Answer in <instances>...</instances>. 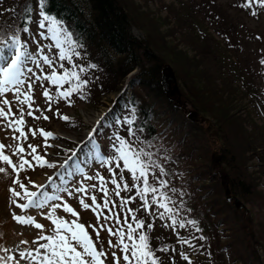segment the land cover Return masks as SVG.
Wrapping results in <instances>:
<instances>
[{
    "label": "rangeland",
    "instance_id": "374dc122",
    "mask_svg": "<svg viewBox=\"0 0 264 264\" xmlns=\"http://www.w3.org/2000/svg\"><path fill=\"white\" fill-rule=\"evenodd\" d=\"M131 1L135 4H139L145 10L149 11V18L155 21L156 25L161 32V35L165 36L163 42L167 46L180 44L178 40H173L168 35V27L164 22H169L171 19L167 18L165 11L161 9V6L168 5L170 3L177 5L179 2L183 4H191L194 0H126ZM242 2L248 3V0H242ZM14 3L15 0H0V20L9 19V16L14 15ZM237 3L236 0H216L215 7L219 8L225 20H228L236 28V33L239 39L240 37L244 43V50L242 52V60L247 65V71L249 73V87L251 88L252 97L246 96L241 97L242 93L236 89V96L234 97L232 107L229 108L231 112L235 113L236 116L240 115L243 120L241 126L245 131V134L249 133L250 144L249 147L244 146L245 151L255 149L254 152H249L244 155L240 163H243L248 175L255 178V195L256 198H240V196L231 195V193L224 198V190L227 189L226 183L228 178L231 177V169L227 160L229 156L223 158L221 150L224 144L222 143L221 134L215 127L216 120L212 116H217V111H212V115L200 110V106L197 100L194 102V98H191L192 103H187L184 99V95L187 89L183 87L181 81L176 77L178 92L180 94V105L176 104V107H172L171 103L168 104L155 100L152 97L146 96L145 92L140 89H128L126 86V79L120 85V91L111 93L107 96L94 95L89 101H79L78 99H72L71 105L66 101L61 100L58 104H53V110L51 112L45 111L44 115H47L48 120L43 118L35 120L32 117H27L26 120L28 125L34 129L43 128L45 131L53 132L59 139L49 140V143L59 145V147H53L47 149V159L50 162L56 163L57 168L47 167H35V161L33 165L35 170L29 169L27 172L21 173V176H26L28 179L34 181L36 184H47L48 177L53 176L56 178V182L59 183V178L56 177V173L61 171L59 164L63 162L65 158V149H73L80 155L81 148L84 143H87L88 134L93 128L97 131L94 134L95 142L99 146L101 154L111 157L114 154L112 147V137L118 133L121 136L127 135V126L124 125L123 120L125 117L131 115L130 108L128 106V95L131 92L135 94L136 99L151 106L153 115H149L151 126L155 129V133L147 136L144 132L138 133L141 141H149L151 147L147 143H140L139 147L144 148L146 151L154 153L153 159L157 163H161L168 175L164 177L169 181L170 187L177 189V195L173 198L179 205V215L185 220L196 219L198 221V227L202 229V232H197L196 228L188 225L185 229H179L178 233L184 237H200L201 235L206 237L204 240L193 239L192 243L196 245L195 248L183 246L177 242L178 234L171 228L165 227L164 225L168 221H161L155 218H149L148 222L154 224V228L150 235L152 242L155 246L161 244H168L170 247L177 249L176 253L169 252L167 254H160L164 261V264H171L174 259L176 264H188L179 256V251L183 250L189 254L192 264H259L258 261L253 260L250 249H245L246 240L243 239L241 232L242 221L247 217L241 213H237L240 209L249 211L252 215L253 223L256 224L258 221L263 222L264 228V7L258 2L249 8V15H244L239 10L232 9L229 4ZM81 8L84 13L87 14L88 7L84 2H80ZM244 5V4H243ZM241 5L240 8L243 6ZM259 5V6H258ZM224 11V12H221ZM256 12L257 15H252ZM33 20L38 18V8L33 6L31 13ZM197 18L202 19L200 13H197ZM162 19L166 21H162ZM150 23V22H149ZM170 22L169 24H172ZM139 25V23H137ZM201 24L207 28L205 22ZM29 50L35 52L38 47H44L52 43L49 39L42 38L40 36L41 31L38 23H31L29 25ZM216 28V27H215ZM212 29V28H211ZM209 27L205 29L209 35L214 37V32ZM136 26H131L130 34L133 38L142 41L145 39V33ZM197 34V32H196ZM47 35V33H46ZM175 38H179V33L174 35ZM189 40L194 39L189 35ZM157 50H161V44L153 40ZM177 49L185 51L187 55L191 52L184 45H177ZM45 54L48 51L47 47L44 48ZM58 51V50H57ZM158 55L163 59L166 65L168 64L167 54L165 52H157ZM76 63L87 64L86 58H77ZM163 63V64H164ZM208 69L215 74V68L211 67V61L207 62ZM164 64V65H165ZM67 65V63H65ZM171 67V65H169ZM34 67V66H33ZM46 67V66H45ZM164 67V66H163ZM172 68V67H171ZM162 69V68H161ZM45 87H51L47 82H44ZM54 90V89H53ZM192 96L198 95L200 92L190 91ZM229 93V92H228ZM230 94H232L230 92ZM131 96V95H130ZM8 98L12 100L11 94ZM35 106H39L41 109L47 107L46 98L42 95V89L39 87V82L34 91ZM77 100V101H76ZM76 101V102H75ZM185 105V109L188 112L197 113V122H189L178 107ZM16 105L14 111L16 110ZM59 108L60 114H56V109ZM174 108V109H173ZM198 108V109H197ZM228 109V110H229ZM201 112H200V111ZM117 115H114V114ZM149 114V112H148ZM35 115L39 116L37 112ZM68 116L69 120L65 121L62 116ZM109 116L114 117L109 122ZM104 118L100 125H97V121ZM138 124V119L136 121ZM27 131V129H25ZM18 135V134H17ZM11 130H0V142L5 144L13 143L11 140ZM28 142L34 145H43L44 138L37 133V136L33 138L29 135ZM83 142V143H82ZM27 145L25 144V147ZM91 146L89 145V148ZM85 152L89 149L85 148ZM45 150L41 147L38 148V152L43 154ZM240 151V150H237ZM238 153V152H237ZM242 153V151H240ZM70 154V153H68ZM15 160L16 158L13 157ZM31 160V157H28ZM81 159L85 162L81 164L84 168V176L76 175L69 179V187L74 188L81 183L93 184L98 183L96 180H86L85 176H95L97 172L106 178L110 176L107 170V166H101L95 160H91L89 163L85 160V157L81 156ZM90 159V158H89ZM239 162V160H238ZM119 172V169H116ZM14 175L9 169L8 174H0V243L7 247L13 248L21 239L32 241L40 230L35 229L31 226L20 225L12 219V213H21L20 209L16 208L15 205L10 204V193L8 189L15 187L12 185V179ZM126 179H130L126 175ZM27 184V180H23ZM109 189L113 188L114 185H108ZM35 190V189H32ZM51 191V189H49ZM182 194V195H181ZM217 197L216 202L213 203V209L216 210L215 218L214 214L209 212V199ZM78 213L80 222L87 225H97L96 214L91 210H83L78 202V197L83 194H77V196L69 197L67 193L61 194ZM98 202H102L100 197L103 195L100 192L96 193ZM129 195L121 192V196ZM213 197V198H214ZM258 197V199H257ZM86 202L91 203L87 198ZM115 199V197H114ZM23 203V201H19ZM57 203V202H54ZM198 204L203 205V211L198 216L196 208ZM140 202L130 204V207H139ZM227 205V206H225ZM218 207V208H217ZM119 210V209H117ZM260 210V211H257ZM219 211L221 212L219 214ZM27 214L37 215L35 210H29ZM58 214L65 217L66 219H73L70 214L64 213L62 210H58ZM105 214H107L105 210ZM144 215L143 212L139 213ZM219 215V216H217ZM121 220H123V213H121ZM37 222L45 225L47 230L51 227L50 221L43 218V216L37 215ZM103 222V221H101ZM93 239H95V233L91 228L88 229ZM264 235V233H263ZM100 239L104 244V248L108 249V240L112 239L115 243V238L110 237L106 230L101 231ZM202 245V247H201ZM21 248L25 245H20ZM99 247V245H97ZM262 247V246H261ZM257 248L261 264H264V248ZM118 252V250H117ZM119 254V252H118ZM109 259H111V252L109 251Z\"/></svg>",
    "mask_w": 264,
    "mask_h": 264
},
{
    "label": "snow or ice",
    "instance_id": "6c2138e0",
    "mask_svg": "<svg viewBox=\"0 0 264 264\" xmlns=\"http://www.w3.org/2000/svg\"><path fill=\"white\" fill-rule=\"evenodd\" d=\"M49 2L50 0H36L38 18L35 21L31 15L33 7L26 3L15 24L0 23V130L10 129L13 141L10 144L0 142V174H8L9 169L14 174L12 185L15 187L8 189L10 204L25 213L13 212L12 219L20 225L40 230L35 239H21L13 248L0 243V264H164L160 254L176 253L177 249L166 243L159 246L153 244L150 233L154 224L148 222L149 218L168 221L164 226L177 232V242L181 247L195 248L192 240H204L206 237L179 235L178 230L185 229L188 225L195 227L197 232H202V229L198 227L196 219L185 220L179 215V205L173 198L177 195V189L171 188L169 181L164 179L168 175L164 166L153 159L154 153L139 147L140 143H147L151 147V143L140 140L138 133L143 132L141 127H133L137 121L135 107L130 108L131 115L123 120L127 126V135L116 133L110 137L114 149L111 157L101 154L94 136L97 129L93 128L88 134L87 143L81 148L80 155L73 149L64 150L65 158L59 164L61 171L56 173L59 183L53 176L48 177L47 184H36L26 176H21V173L29 169L35 170V167L57 168V164L46 157L47 149L59 147L49 143V140L59 137L43 128H32L28 125L26 116L35 120H48L49 117L44 112H51L53 104L64 100L71 105L74 95L87 99L90 95V84L93 82L88 73L99 67L90 61L87 64L75 62L76 58L86 57L85 45L80 38H73V32L65 26L62 18L58 19L50 14ZM253 2L254 0H248L243 6L250 7ZM255 2L264 7V0ZM252 15L257 13L253 12ZM31 23H38L39 29L45 30L39 33L40 36L52 42L38 47L35 52L29 50L28 43L22 41L20 35L22 32H30ZM45 47L48 54H45ZM53 47L58 50L55 54H52ZM65 63L70 67H66ZM38 82L42 95L46 98L45 109L34 107V91ZM44 82L51 87H45ZM66 84L69 87L65 88ZM9 94L12 100L8 98ZM16 105L18 107L14 111ZM37 112L40 113L39 116L35 115ZM56 114H60L59 108L56 109ZM62 119L68 121L69 117L65 115ZM103 119L102 117L97 121V125ZM38 132L44 138L43 145L28 142L29 135L35 138ZM41 147L45 150L43 154L38 152ZM85 148L89 150L85 152ZM81 156L89 163L95 160L101 166H107L110 176L106 178L97 172L95 176L84 178L96 180L98 183H81L70 188L68 178L84 176L81 164L85 161ZM126 175L130 179H126ZM23 180H27V184ZM108 185L114 187L109 189ZM97 192L103 194L100 197L102 202H98ZM121 192L129 195L121 196ZM62 193H67L69 197L83 194L78 197V202L83 210L91 209L96 214L98 226H86L80 222L79 213L64 200ZM85 198L91 203L86 202ZM137 200L140 202L139 207L129 206ZM29 210H35L38 216L49 220L51 227L46 230L45 225L37 222V215L27 214ZM58 210L70 214L73 219L59 215ZM141 212L144 215H140ZM89 228L95 233V239L88 231ZM104 230L110 237L115 238V243L112 239L108 240V249L104 248L100 239L101 231ZM20 245L25 247L21 248ZM179 256L192 264L187 252L181 250ZM171 264H176V261L173 259Z\"/></svg>",
    "mask_w": 264,
    "mask_h": 264
},
{
    "label": "trees",
    "instance_id": "16d2710c",
    "mask_svg": "<svg viewBox=\"0 0 264 264\" xmlns=\"http://www.w3.org/2000/svg\"><path fill=\"white\" fill-rule=\"evenodd\" d=\"M236 1L237 3L229 4L230 7L236 11L239 10L246 17L250 16L249 8L254 3L250 7L242 6L240 8L246 3L242 0ZM80 2L87 5L89 10L87 14L81 8ZM26 3L37 7L36 0H15L14 15L11 14L9 19L0 20V23L15 24L20 19L21 9ZM215 3L216 0H194L191 4L179 2L177 5L170 3L161 6L167 18L171 19L167 23L164 22L166 26L171 25L167 28L168 35L173 40H178L181 45L187 46L191 52L190 55L177 49V45L180 44L167 46L163 42L165 36L161 35L156 22L149 18V11L131 1L50 0L48 11L58 19L64 20L65 26H68L69 31L73 32L74 39L82 40L87 53L84 58L87 59V62L90 61L99 66L98 69L90 70L88 73L93 81L90 84L89 99H92L94 95L99 97L119 92L120 85L126 79L128 89H140L145 92L147 97L168 104L169 101L164 97L159 86L160 70L166 64L157 53L165 52L168 64L171 65L185 90L187 89L184 95L186 102L192 103L191 98H194V102L197 100L201 111L203 110L209 115H212V111L218 112L217 116H212V118L216 120L215 127L221 134L220 139L224 144L221 154L223 158L229 156L226 162L233 169L225 188L231 195L252 200L256 198L254 193L257 184H255V178L244 170L245 167L240 161L247 159L244 158V155L247 156L255 149L248 150V153L245 151L246 147L244 148V146L249 147L250 144L249 133L246 135L241 126L243 118L240 115L236 116L229 109L232 107L233 96L237 97L236 89L242 93V98L245 95L252 97L247 65L242 60L244 43L241 37L240 39L236 37L235 26L225 20L223 18L225 16L216 13L220 10L215 7ZM198 12L202 19L197 18ZM162 21L166 20L162 19ZM202 21L205 22L207 28H212L216 39L207 33L205 30L207 28L201 24ZM170 22L173 23L169 24ZM131 26L143 29L145 39L139 41L133 38L130 34ZM176 33H179V38L174 37ZM20 35L22 41L29 44V33L22 32ZM189 35L194 41L189 40ZM153 40L161 44V50H157ZM56 52L57 49L53 47L52 54ZM208 61H211L210 66L215 68V74L208 69ZM65 66L70 67L68 64ZM97 77L98 79H96ZM64 87L67 88L69 85L66 84ZM195 90L200 93L192 96L190 91ZM130 95H128V106L137 109L135 115L138 119V124L133 127H141L147 136L155 133V129L149 124V115H153L151 106L138 101L133 92ZM88 98L80 99L78 95L72 97V99L86 102L89 101ZM109 117L108 120L111 122L114 117ZM213 197L208 200L210 203L209 212L213 213L215 218L216 210L212 208V204L218 198ZM196 213L198 216L206 213L203 211V205L198 204ZM237 213L247 216L240 227L243 239L246 240L245 249H250L253 260L261 264L257 246L264 248V228L261 229L263 222L258 221L254 224L252 215L243 208Z\"/></svg>",
    "mask_w": 264,
    "mask_h": 264
},
{
    "label": "water",
    "instance_id": "95a60500",
    "mask_svg": "<svg viewBox=\"0 0 264 264\" xmlns=\"http://www.w3.org/2000/svg\"><path fill=\"white\" fill-rule=\"evenodd\" d=\"M159 86L164 97L167 100L173 102L172 107H176V104L180 105V94L178 92L177 82L175 79L174 72L169 65H165L160 70ZM178 108L189 122L191 123L197 122V113L187 112L184 104H182L181 107ZM227 194H228V189H225L224 190L225 200L227 199L226 198Z\"/></svg>",
    "mask_w": 264,
    "mask_h": 264
},
{
    "label": "bare ground",
    "instance_id": "6f19581e",
    "mask_svg": "<svg viewBox=\"0 0 264 264\" xmlns=\"http://www.w3.org/2000/svg\"><path fill=\"white\" fill-rule=\"evenodd\" d=\"M14 175V174H13Z\"/></svg>",
    "mask_w": 264,
    "mask_h": 264
}]
</instances>
